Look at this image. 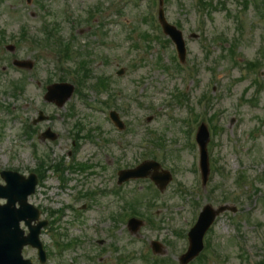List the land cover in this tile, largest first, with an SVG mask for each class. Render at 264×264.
Returning <instances> with one entry per match:
<instances>
[{"label":"rangeland","instance_id":"rangeland-1","mask_svg":"<svg viewBox=\"0 0 264 264\" xmlns=\"http://www.w3.org/2000/svg\"><path fill=\"white\" fill-rule=\"evenodd\" d=\"M204 1L203 13L197 0L164 2L169 23L186 41L180 70L173 44L156 40L167 39L157 28L159 0H0V173L28 177L44 157L66 167L64 186L62 176L48 169L28 199L49 223L40 236L46 264H179L187 233L205 205H227L236 213L217 218L191 264L264 262V4L249 0L245 8L243 0ZM23 27L38 42L18 43ZM52 29L71 47L70 66L87 61L91 72L83 95L75 90L62 108L44 99L49 80L65 78L75 86L60 67L59 50L44 43ZM231 43L238 47L228 54ZM9 45L15 53L6 50ZM15 59L34 63V69H17ZM234 60L261 64L247 73ZM97 78L108 80L107 89L97 87ZM256 80L263 85L259 92ZM14 83L24 90L14 94ZM204 95L205 117L214 115L220 129L210 135L205 187L196 170L198 151L188 145L197 126L186 123L191 111L204 117L198 105ZM112 111L123 122L122 131L110 121ZM39 112L47 120L34 126ZM27 126L33 129L29 136ZM47 128L58 134L56 141L42 140ZM144 161L169 170L172 180L163 192L150 179L117 185L119 171ZM76 164L90 168L72 171ZM133 198L142 199L139 211L154 223L144 220L138 235L129 231V218L119 217ZM152 241L163 245L164 256L153 254ZM23 256L41 264L31 247Z\"/></svg>","mask_w":264,"mask_h":264},{"label":"water","instance_id":"water-1","mask_svg":"<svg viewBox=\"0 0 264 264\" xmlns=\"http://www.w3.org/2000/svg\"><path fill=\"white\" fill-rule=\"evenodd\" d=\"M164 29H165V33L169 35L171 39L178 45L183 59L185 55V50H184V43L181 33L177 32L175 28L169 27L167 25L164 26ZM15 65L21 68H29V69L32 67L30 63H26V62H15ZM56 87L57 86L50 88V91L54 90ZM71 93H72V89L71 92H69L67 95L68 98L71 96ZM64 101L65 100L61 101L58 104L62 106ZM198 142L200 143L203 152V169L206 177L208 174L207 155H206L208 133L204 128L201 129V132L198 137ZM155 166L158 168L157 165ZM120 176L121 178L119 183L121 184L131 178L144 177L145 175L138 169L135 171L123 172L120 174ZM6 179H8L9 183L13 181L21 182V179H19L16 176L11 177L10 174L6 176ZM157 182H159V180ZM35 184H36V179L34 177H31L30 185L25 184V187L27 188L29 186V189L26 192L23 201L20 202L22 208L18 211L15 210V207H13L15 205L14 196L16 195V188L12 186H8L6 188L0 187V196L8 198V205L5 207H0V264H31L28 261H24L21 256V251L23 246L28 244L38 247L40 250L41 257L43 259L45 257L42 251V246L40 245V243H38V234L42 225H39V227L36 230L30 227L31 235L27 238L23 237V234L19 231V227H18V224L22 220L26 221V219L29 218L30 220L26 221V224L30 226L31 222L37 219V216L32 218V216L29 215V212H27V210L30 209V207L26 203V197L28 194L34 191ZM164 185L165 183H161L160 184L161 188H163ZM208 210L209 209L205 210L199 224L190 235L191 247L189 253L183 258L182 264H187L192 259L196 258L199 255V253L203 250L202 239L205 233L212 225L215 216L220 212H222L224 209H220V211L217 213H213L211 211L213 213V214L211 213L212 215H209ZM141 225H142L141 222L131 221L129 226L133 233H137ZM156 252L159 251L157 250Z\"/></svg>","mask_w":264,"mask_h":264}]
</instances>
